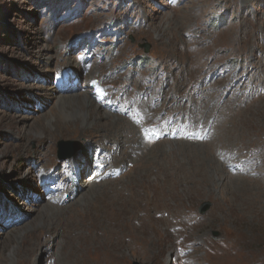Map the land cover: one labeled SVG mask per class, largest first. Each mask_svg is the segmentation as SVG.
<instances>
[{
    "label": "rangeland",
    "instance_id": "374dc122",
    "mask_svg": "<svg viewBox=\"0 0 264 264\" xmlns=\"http://www.w3.org/2000/svg\"><path fill=\"white\" fill-rule=\"evenodd\" d=\"M134 263L264 264V0H0V264Z\"/></svg>",
    "mask_w": 264,
    "mask_h": 264
},
{
    "label": "bare ground",
    "instance_id": "6f19581e",
    "mask_svg": "<svg viewBox=\"0 0 264 264\" xmlns=\"http://www.w3.org/2000/svg\"><path fill=\"white\" fill-rule=\"evenodd\" d=\"M55 109H56L58 118H56V116L52 115V117L48 118V120L49 119H54V118L57 119V120H55L57 123H55V124H52L51 122H49V123H51L50 124L51 127H60L59 129H61V128H68V130H69V128H70L69 125L70 124H72L71 126H73L74 124H76V125L82 124L83 125L82 126V129L83 130H88L91 127V125L94 124L93 123L94 122L93 121L94 119L96 120V118H99V117L109 116L106 113H104L101 108L97 107L93 103V101L90 99V97L88 96V94H83V95H81V94H75V95L68 94V95H63V96H61V99L59 100V103L56 105ZM76 115H79L80 118H77ZM73 117L75 119H73ZM65 123L67 125H65ZM111 125H113V124H111ZM95 126H97V124ZM45 130H46L45 127H43V126L42 127H39L37 134H44V131ZM141 145H142V143H141ZM76 162H78L76 166H78L79 169L82 166L85 165V164L84 165L81 164L79 161H76ZM75 172H76V170H75ZM92 188H94V187H92ZM91 189H88V190L82 192L80 195L83 194V196H86V197L87 196H96L97 193H95ZM97 191H98V189H97ZM54 210L56 211V209H53L51 207H45L44 212L47 213L46 214V217L47 218H45L44 223H47V224L52 223L51 222V219L49 218L50 217L49 214L50 213L53 214V212H55Z\"/></svg>",
    "mask_w": 264,
    "mask_h": 264
},
{
    "label": "water",
    "instance_id": "95a60500",
    "mask_svg": "<svg viewBox=\"0 0 264 264\" xmlns=\"http://www.w3.org/2000/svg\"><path fill=\"white\" fill-rule=\"evenodd\" d=\"M149 50H150V45L148 44L146 45V52H148ZM76 146H77L76 141L61 140V142L59 143V158L65 159L69 157L71 154L74 153ZM211 205H212L211 201H207L203 203V205L200 207V213L204 214L210 208ZM219 235H220V232H214V236H219ZM134 264H138V263H134Z\"/></svg>",
    "mask_w": 264,
    "mask_h": 264
}]
</instances>
